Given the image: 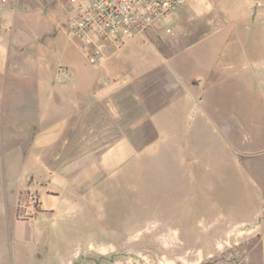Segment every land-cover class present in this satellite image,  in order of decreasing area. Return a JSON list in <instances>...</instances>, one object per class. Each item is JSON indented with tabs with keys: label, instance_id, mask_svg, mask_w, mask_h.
Returning a JSON list of instances; mask_svg holds the SVG:
<instances>
[{
	"label": "rangeland",
	"instance_id": "1",
	"mask_svg": "<svg viewBox=\"0 0 264 264\" xmlns=\"http://www.w3.org/2000/svg\"><path fill=\"white\" fill-rule=\"evenodd\" d=\"M62 4L0 10V264H258L264 0H185L97 70L67 39ZM129 80L113 100L121 161L75 192L62 162L81 134L77 91ZM35 125L58 140L34 150Z\"/></svg>",
	"mask_w": 264,
	"mask_h": 264
},
{
	"label": "built area",
	"instance_id": "2",
	"mask_svg": "<svg viewBox=\"0 0 264 264\" xmlns=\"http://www.w3.org/2000/svg\"><path fill=\"white\" fill-rule=\"evenodd\" d=\"M66 36L93 69L105 66L126 42L145 34L185 0H61ZM17 0H0V10Z\"/></svg>",
	"mask_w": 264,
	"mask_h": 264
},
{
	"label": "crops",
	"instance_id": "3",
	"mask_svg": "<svg viewBox=\"0 0 264 264\" xmlns=\"http://www.w3.org/2000/svg\"><path fill=\"white\" fill-rule=\"evenodd\" d=\"M3 10V9H2ZM34 70L37 69V67H34ZM92 68V67H91ZM59 69H63V72H58ZM72 67L70 66H58L55 69V72L57 74H65L67 75ZM93 69V68H92ZM95 70V69H93ZM34 72V71H33ZM66 83L69 82V80L66 79ZM86 81V80H85ZM51 83H54L51 81ZM130 80L126 83H121L120 85L115 84L116 88L111 90V84H106V86L103 89L97 90L93 98L90 100L88 95L84 98L82 95V92H78L77 94L82 97L84 100H86V103H84L83 110L80 111L78 117L79 122L82 125L81 134L75 133L77 132V129L75 131L74 126L72 130L74 131L73 139L76 138L77 146H73L70 142V140H66L65 144H63L64 149L69 148V151L66 150L65 158L62 162V167L66 168L69 171L75 173V178H73L71 186L74 188L75 192H88L86 184L88 180L90 179V176H95L97 172H99L100 168L104 169H114L115 164L120 163L121 161V144H124L125 142L120 136V130H121V124H120V114L118 110H116L115 105L113 103L114 97L118 96L119 94H122L120 91V88H123L127 86V84H130ZM113 85V86H115ZM75 93V92H74ZM75 95V94H74ZM76 95V96H78ZM78 98V97H77ZM105 108L110 112L112 118V123L107 126V129H99L95 128L92 122H90V117H92L94 114L103 113V110ZM74 108L72 107L71 110ZM71 113H75L74 110ZM72 114V115H73ZM34 140L32 143V147L34 150H40L43 148H49L52 146L53 142L55 140H58V134L55 136L54 133L57 132V130L53 128H48L42 132L40 130H36V125L34 127ZM55 136V137H54ZM76 140H74L76 142ZM73 142V141H72ZM92 149V150H91ZM91 150V151H90ZM63 152V150H62ZM61 152V156H63ZM123 153V148H122ZM57 160V156L55 157ZM87 161L91 162V167L89 170H87L89 167H85V162ZM50 186V185H49ZM55 188L54 186H50ZM57 189V188H56ZM257 241L260 246V253H259V262L258 264H264V220L262 222L258 223L257 226Z\"/></svg>",
	"mask_w": 264,
	"mask_h": 264
}]
</instances>
